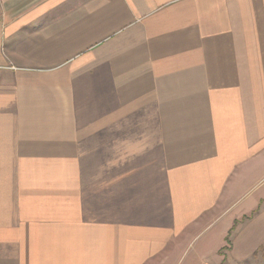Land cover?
<instances>
[{
	"label": "crops",
	"instance_id": "obj_1",
	"mask_svg": "<svg viewBox=\"0 0 264 264\" xmlns=\"http://www.w3.org/2000/svg\"><path fill=\"white\" fill-rule=\"evenodd\" d=\"M263 179L264 0H0V264L181 263ZM198 249L264 264V187Z\"/></svg>",
	"mask_w": 264,
	"mask_h": 264
},
{
	"label": "rangeland",
	"instance_id": "obj_2",
	"mask_svg": "<svg viewBox=\"0 0 264 264\" xmlns=\"http://www.w3.org/2000/svg\"><path fill=\"white\" fill-rule=\"evenodd\" d=\"M264 187V179L260 184H256L254 186L253 183H250L249 185H246L239 189V191L233 195L231 203L229 202L228 206H231V210L225 213L223 218L218 220L216 223L212 224L208 228L204 229V234H202L201 239L198 241L196 240L186 251V253L183 256V260L181 263L178 261V257L175 255L173 260L169 264H188L191 263V259L194 258V256L197 254L200 249L203 248L205 241L209 238H212L215 236V234H219L222 229L225 228L226 222L229 220H232L236 215L240 213V211L243 210V208L247 207L253 199L258 196V194L261 193L262 189ZM227 206V207H228ZM224 212V211H223ZM230 218V219H229ZM207 221L203 222L201 224V228H203L205 225H207ZM184 261V262H183Z\"/></svg>",
	"mask_w": 264,
	"mask_h": 264
}]
</instances>
